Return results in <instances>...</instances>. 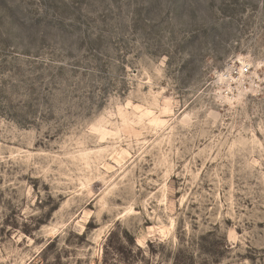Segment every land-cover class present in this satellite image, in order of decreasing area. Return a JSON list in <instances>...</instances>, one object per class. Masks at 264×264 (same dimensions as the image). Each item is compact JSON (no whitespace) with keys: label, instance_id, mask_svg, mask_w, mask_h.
I'll use <instances>...</instances> for the list:
<instances>
[{"label":"rangeland","instance_id":"rangeland-1","mask_svg":"<svg viewBox=\"0 0 264 264\" xmlns=\"http://www.w3.org/2000/svg\"><path fill=\"white\" fill-rule=\"evenodd\" d=\"M0 264H264V0H0Z\"/></svg>","mask_w":264,"mask_h":264},{"label":"built area","instance_id":"built-area-1","mask_svg":"<svg viewBox=\"0 0 264 264\" xmlns=\"http://www.w3.org/2000/svg\"><path fill=\"white\" fill-rule=\"evenodd\" d=\"M247 75H249V67L247 66H239L231 71L224 72L223 74H221L224 81L231 83H233L234 80H243Z\"/></svg>","mask_w":264,"mask_h":264}]
</instances>
